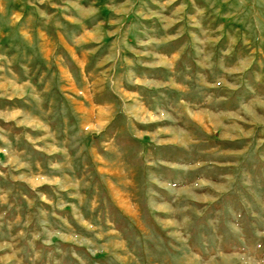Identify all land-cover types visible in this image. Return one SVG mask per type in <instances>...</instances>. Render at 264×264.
Returning <instances> with one entry per match:
<instances>
[{
  "label": "rangeland",
  "instance_id": "rangeland-1",
  "mask_svg": "<svg viewBox=\"0 0 264 264\" xmlns=\"http://www.w3.org/2000/svg\"><path fill=\"white\" fill-rule=\"evenodd\" d=\"M0 264H264V0H0Z\"/></svg>",
  "mask_w": 264,
  "mask_h": 264
}]
</instances>
